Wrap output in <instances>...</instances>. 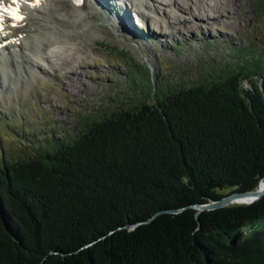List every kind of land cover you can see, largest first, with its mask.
I'll list each match as a JSON object with an SVG mask.
<instances>
[{
    "label": "trees",
    "instance_id": "obj_1",
    "mask_svg": "<svg viewBox=\"0 0 264 264\" xmlns=\"http://www.w3.org/2000/svg\"><path fill=\"white\" fill-rule=\"evenodd\" d=\"M250 52L190 84L130 67L134 97L83 114L76 135L16 121L0 264H264V196L193 207L264 181V45Z\"/></svg>",
    "mask_w": 264,
    "mask_h": 264
},
{
    "label": "rangeland",
    "instance_id": "obj_2",
    "mask_svg": "<svg viewBox=\"0 0 264 264\" xmlns=\"http://www.w3.org/2000/svg\"><path fill=\"white\" fill-rule=\"evenodd\" d=\"M108 1L79 15L68 0H57L59 20L48 22L42 33L49 31L63 47L40 57L33 40L29 47L36 55L21 45L25 54L0 55V144H20L17 125L76 135L83 114L134 97L130 67L135 80L139 69L152 83L190 84L264 45V0ZM110 15L119 16L120 25ZM41 23L35 20L36 28ZM234 48H242L240 55ZM62 57L73 58L72 64L61 65Z\"/></svg>",
    "mask_w": 264,
    "mask_h": 264
},
{
    "label": "bare ground",
    "instance_id": "obj_3",
    "mask_svg": "<svg viewBox=\"0 0 264 264\" xmlns=\"http://www.w3.org/2000/svg\"><path fill=\"white\" fill-rule=\"evenodd\" d=\"M56 1L57 0H41V3L38 7H32L30 5V3L21 2L19 7H20L23 15L25 16V20L22 22H17L19 24V26H17V27H12V26L6 27L5 32L7 33V35H5L4 33H0V45H2V46H0V55L6 53L7 50L10 53H13L15 51V54L16 53L17 54H25V52L23 53V51H21L24 48L30 50L31 53L36 55L37 53L35 54V52H32V47H34V46L29 47L30 43H32L33 40H34L33 44L35 42L40 44V45L36 44V46H39L40 47L39 49L42 50V51H40V53L37 54L40 57L43 55V53L49 54L51 52H55L54 50L59 46L61 39L59 40V39H55L54 36H51V35L49 36L47 34V32L49 33V31H47L46 34L42 33V31L47 26L48 22H52L53 20L54 21L59 20L57 13L60 12V9L56 8V5H55ZM68 1L75 8L78 9L79 15H83V14L89 13L93 9H98V7L101 5V1H103V0H85V2L83 4H80V3L78 4L75 0H68ZM107 2H109V1L107 0ZM4 3L6 5L15 6V5H12V0H4ZM176 3H177V1H176ZM5 18H6V22H8L10 24L11 22H10V19H9L7 13H5ZM111 18L113 19V21H115L116 23H118L120 25L121 19L119 16H117V17L111 16ZM35 20L42 22L41 23L42 25H39V27L36 28ZM38 30L42 34L39 33ZM46 30H48V29H46ZM63 44H64V42H63ZM20 45L22 46V48L20 47L21 50L19 48ZM60 46H61V44H60ZM7 47H9V49ZM61 47H63V46H61ZM64 49H66V48H64ZM43 57H44V55H43ZM69 57L66 59L62 57V60H64V61L62 62L61 65L64 66V65L72 64L73 58L71 59ZM261 189H264V181L260 185L259 190H261Z\"/></svg>",
    "mask_w": 264,
    "mask_h": 264
},
{
    "label": "water",
    "instance_id": "obj_4",
    "mask_svg": "<svg viewBox=\"0 0 264 264\" xmlns=\"http://www.w3.org/2000/svg\"><path fill=\"white\" fill-rule=\"evenodd\" d=\"M259 188L260 187H258V189H256V190H251V191H236V192L230 193L226 196H223V198L221 197V199H218V200H211L207 203L194 204L193 207L196 208L198 210L197 213H199V212L204 211V210L223 207V206H226L228 204L236 203V202H238V203H250V202L258 200L262 196H264V189L259 190Z\"/></svg>",
    "mask_w": 264,
    "mask_h": 264
},
{
    "label": "snow or ice",
    "instance_id": "obj_5",
    "mask_svg": "<svg viewBox=\"0 0 264 264\" xmlns=\"http://www.w3.org/2000/svg\"><path fill=\"white\" fill-rule=\"evenodd\" d=\"M21 2L30 3L32 7H38L41 3V0H12V5L15 6L6 5L4 3V0H0V33H4L5 35H7V33L5 32L6 27H17L19 26L17 22H22L25 20V16L23 15L19 7ZM77 2L83 3V0H77ZM5 13L8 14L11 22L10 24L6 22Z\"/></svg>",
    "mask_w": 264,
    "mask_h": 264
}]
</instances>
